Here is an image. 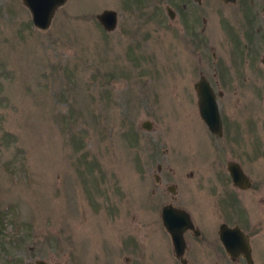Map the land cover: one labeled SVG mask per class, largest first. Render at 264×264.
<instances>
[{
	"label": "rangeland",
	"instance_id": "1",
	"mask_svg": "<svg viewBox=\"0 0 264 264\" xmlns=\"http://www.w3.org/2000/svg\"><path fill=\"white\" fill-rule=\"evenodd\" d=\"M262 22L261 0H66L41 31L21 0H0V264H179L163 186L217 221L186 174L192 83H229L217 104L237 119L251 104L264 125ZM208 251L188 259L217 262Z\"/></svg>",
	"mask_w": 264,
	"mask_h": 264
},
{
	"label": "flooded vegetation",
	"instance_id": "2",
	"mask_svg": "<svg viewBox=\"0 0 264 264\" xmlns=\"http://www.w3.org/2000/svg\"><path fill=\"white\" fill-rule=\"evenodd\" d=\"M193 1L200 3L201 0ZM219 1L222 3L235 2V0L233 2ZM171 12L172 17H168L169 19L174 17V12L172 10ZM262 60L264 57L260 58V63L264 67ZM200 79L207 82L217 107L219 128L213 131L207 127L198 112L194 85ZM228 84L224 81L223 86H217V81L212 83L202 74L198 75L197 80L192 83V94L197 112L195 120L198 126L191 125L190 130L185 129L190 137L188 140L185 139L183 144L190 166L186 172L187 178L193 181L196 189L207 190L209 194H212L216 223L207 226L210 221L203 216L204 212L209 211L208 202L193 204L190 208H184L178 202H173L177 194L174 180L171 179L169 184L164 185L162 189L163 192L165 190L170 194L171 202L160 204L158 223L179 264H203L202 262L196 263L197 258L189 260L188 256L204 254L206 250L218 255V261L212 264H248L244 257L243 241L248 247L249 264H264V125L256 123L251 104L247 106L245 118L237 113L240 117L237 119L236 114L224 112V106L221 103L217 104V100L223 97L224 91L222 90L232 93L236 91V88ZM156 168L160 170V165L157 164ZM230 173L235 174L234 180ZM154 179L159 182L157 176ZM163 207H170L187 215L190 225L183 227L179 233L183 250L180 257L175 256L170 236L162 225L161 210ZM224 229L230 231L224 232ZM221 232L234 238L237 237V233L240 235L239 240H235L231 253L225 250L219 239Z\"/></svg>",
	"mask_w": 264,
	"mask_h": 264
},
{
	"label": "water",
	"instance_id": "3",
	"mask_svg": "<svg viewBox=\"0 0 264 264\" xmlns=\"http://www.w3.org/2000/svg\"><path fill=\"white\" fill-rule=\"evenodd\" d=\"M198 1V0H197ZM224 2H233L234 0H222ZM23 6L27 9L30 17L32 26L37 29L44 31L46 30L52 20L55 11L61 7L66 0H21ZM166 13L168 17H172V12L169 8H166ZM261 14L263 18V29H264V0H261ZM95 20L99 26L104 31H110L115 28L117 15L114 10L103 9L94 15ZM264 62V60H262ZM196 96H197V106L198 112L201 119L207 125V127L213 131L215 128H219V117L217 112L216 103L212 91L209 89L208 84L203 79H200L195 85ZM141 127L144 129H149L150 124L148 121L141 123ZM232 179L234 180L235 174L230 173ZM187 215L184 212L174 210L170 207H163L161 210V221L163 227L168 232L172 244L174 246V252L176 257L182 255V239L180 236V231L186 225H190ZM225 231H230L229 229H224ZM221 232L219 239L224 246L225 250L231 253L233 246H235V240H239V233L237 237H229ZM243 240V237H242ZM242 246L244 249V257L246 262L249 264V254L248 247L245 241H243ZM182 261V260H181ZM26 264H47L44 260L36 259L33 262H27Z\"/></svg>",
	"mask_w": 264,
	"mask_h": 264
},
{
	"label": "trees",
	"instance_id": "4",
	"mask_svg": "<svg viewBox=\"0 0 264 264\" xmlns=\"http://www.w3.org/2000/svg\"><path fill=\"white\" fill-rule=\"evenodd\" d=\"M94 17V16H93Z\"/></svg>",
	"mask_w": 264,
	"mask_h": 264
}]
</instances>
